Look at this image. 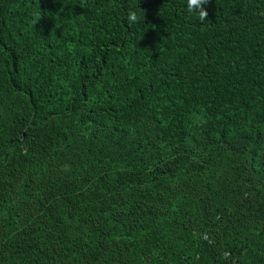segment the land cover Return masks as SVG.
Masks as SVG:
<instances>
[{
  "label": "trees",
  "instance_id": "16d2710c",
  "mask_svg": "<svg viewBox=\"0 0 264 264\" xmlns=\"http://www.w3.org/2000/svg\"><path fill=\"white\" fill-rule=\"evenodd\" d=\"M203 7L0 0V264H264V0Z\"/></svg>",
  "mask_w": 264,
  "mask_h": 264
},
{
  "label": "clouds",
  "instance_id": "9594fccd",
  "mask_svg": "<svg viewBox=\"0 0 264 264\" xmlns=\"http://www.w3.org/2000/svg\"><path fill=\"white\" fill-rule=\"evenodd\" d=\"M209 3V0H188V9L192 11L193 8H199V19L204 21L208 17V12L205 10L203 5ZM130 22H135L137 20V15L135 12H130L128 17Z\"/></svg>",
  "mask_w": 264,
  "mask_h": 264
}]
</instances>
